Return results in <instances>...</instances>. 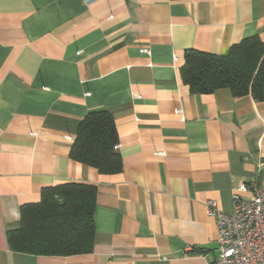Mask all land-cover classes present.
<instances>
[{
  "label": "crops",
  "instance_id": "1",
  "mask_svg": "<svg viewBox=\"0 0 264 264\" xmlns=\"http://www.w3.org/2000/svg\"><path fill=\"white\" fill-rule=\"evenodd\" d=\"M252 36L264 43V0H0V264L213 261L207 201L229 212L239 183L264 189V100L191 93L179 67L185 49L225 54ZM99 110L116 126V173L69 156ZM72 181L96 188L92 249H11L21 206Z\"/></svg>",
  "mask_w": 264,
  "mask_h": 264
},
{
  "label": "trees",
  "instance_id": "2",
  "mask_svg": "<svg viewBox=\"0 0 264 264\" xmlns=\"http://www.w3.org/2000/svg\"><path fill=\"white\" fill-rule=\"evenodd\" d=\"M179 74L191 93L228 88L233 96L263 101L264 43L257 36L248 37L232 44L225 54L185 49ZM117 143L112 114L92 111L79 123L69 156L100 173H116L122 169ZM95 194V186L84 182L43 187L38 202L21 206L17 226L8 232L11 249L43 255L89 252Z\"/></svg>",
  "mask_w": 264,
  "mask_h": 264
},
{
  "label": "built area",
  "instance_id": "3",
  "mask_svg": "<svg viewBox=\"0 0 264 264\" xmlns=\"http://www.w3.org/2000/svg\"><path fill=\"white\" fill-rule=\"evenodd\" d=\"M145 50V49H144ZM161 154V152H159ZM242 193H249L243 197ZM218 229V254L207 264H264V189L255 183H239L229 212L206 203Z\"/></svg>",
  "mask_w": 264,
  "mask_h": 264
}]
</instances>
